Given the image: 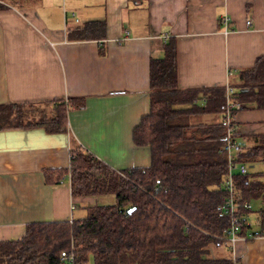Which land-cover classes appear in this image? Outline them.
Wrapping results in <instances>:
<instances>
[{
  "label": "crops",
  "instance_id": "1",
  "mask_svg": "<svg viewBox=\"0 0 264 264\" xmlns=\"http://www.w3.org/2000/svg\"><path fill=\"white\" fill-rule=\"evenodd\" d=\"M96 22L94 39L68 40L69 29ZM168 43L180 89H237L239 73L264 58V0H23L0 10V106L85 100L69 109L64 134L0 130V242L115 204L113 195L74 196L69 175L46 182L45 171L69 168L78 148L116 171L151 165L133 132L150 111L151 60ZM235 124L252 144L264 135V110L244 105ZM232 250L238 264H264V236Z\"/></svg>",
  "mask_w": 264,
  "mask_h": 264
},
{
  "label": "trees",
  "instance_id": "2",
  "mask_svg": "<svg viewBox=\"0 0 264 264\" xmlns=\"http://www.w3.org/2000/svg\"><path fill=\"white\" fill-rule=\"evenodd\" d=\"M22 2L0 0V10ZM102 26L69 29L68 40L94 39ZM150 68V111L135 128L133 141L150 148L151 165L116 171L81 148L73 151L70 167L46 170V182L62 183L69 175L74 196L113 195L115 204L89 207L82 219L29 224L22 239L0 242V264H69L64 259L70 257L73 264H238L227 234L232 217L222 207L231 168L237 203L252 205L239 207L237 237L264 236V172L249 171L264 162V135L255 136L252 144L240 142L236 128L240 150L230 165L221 123L226 88L180 89L173 43L165 44L164 56L153 58ZM239 76L235 100L264 110V58ZM49 105L0 106V130L42 128L64 134L69 109L85 108V100ZM241 165L247 174H241ZM255 203L257 231L249 219ZM221 247L230 255L213 257Z\"/></svg>",
  "mask_w": 264,
  "mask_h": 264
},
{
  "label": "built area",
  "instance_id": "3",
  "mask_svg": "<svg viewBox=\"0 0 264 264\" xmlns=\"http://www.w3.org/2000/svg\"><path fill=\"white\" fill-rule=\"evenodd\" d=\"M235 88L232 86L226 87V108L225 112L222 116L221 123L227 130V140L225 145L223 146V151L228 155L230 165L232 161L234 160L233 153L240 150V144L235 141V133H236V124H235V116L238 111L242 110L244 108V104L241 102H238L234 98ZM239 171L241 174H247L248 168L245 165H241L239 167ZM226 187V195L223 198V210L227 215H230L232 217V224L231 227L227 230L228 239L233 245L236 242V240L240 239L237 237V233L239 232V219L236 217L239 207L243 206L246 209H251L252 205L248 202H245L243 205H240L236 201V194L234 191V183H233V177H232V168L230 169V174L228 176V179L225 183ZM65 261H68L69 264L74 263V258H65Z\"/></svg>",
  "mask_w": 264,
  "mask_h": 264
},
{
  "label": "rangeland",
  "instance_id": "4",
  "mask_svg": "<svg viewBox=\"0 0 264 264\" xmlns=\"http://www.w3.org/2000/svg\"><path fill=\"white\" fill-rule=\"evenodd\" d=\"M49 111V110H48ZM206 120V118L204 117L203 118V121H205ZM249 171L251 172V173H259V172H264V162H260V163H258V164H256V165H254V166H252L250 169H249ZM108 198H110V196H108ZM107 200H109V199H107ZM259 209V204L258 203H255L254 204V211L251 213V215H250V222H251V224H252V226H253V231H257V230H259L260 228L256 225V223H257V210ZM79 212H82V209L80 210L79 209ZM84 215H86V213L84 214ZM230 255V253H229V250H227L225 247H221V248H215L214 249V252H213V254H212V256L213 257H218V258H220V257H226V256H229Z\"/></svg>",
  "mask_w": 264,
  "mask_h": 264
},
{
  "label": "water",
  "instance_id": "5",
  "mask_svg": "<svg viewBox=\"0 0 264 264\" xmlns=\"http://www.w3.org/2000/svg\"><path fill=\"white\" fill-rule=\"evenodd\" d=\"M132 211H133V209H130L128 212H129V213H132Z\"/></svg>",
  "mask_w": 264,
  "mask_h": 264
}]
</instances>
